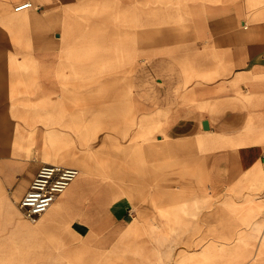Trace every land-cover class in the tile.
I'll list each match as a JSON object with an SVG mask.
<instances>
[{
	"label": "crops",
	"instance_id": "crops-1",
	"mask_svg": "<svg viewBox=\"0 0 264 264\" xmlns=\"http://www.w3.org/2000/svg\"><path fill=\"white\" fill-rule=\"evenodd\" d=\"M66 87H99L101 96H65ZM94 110L99 132L92 120L72 118ZM61 135L71 142L63 151L51 142ZM97 135L99 143L87 138ZM91 152L100 159L87 160ZM122 157L138 167L134 179H203L208 191L195 200L212 207L207 231H220L221 201L230 212L250 201L245 210L257 216L264 0H0V179L17 184L18 196L43 163H58L47 158L84 165L42 214L46 232L63 218L72 239L38 242L37 264H222L219 239L195 260L182 252L174 262L173 225L130 219V205L118 206L122 197L108 180ZM255 236L242 245L244 264H264V220ZM16 247L27 264L29 241ZM228 247L224 264H236L237 242Z\"/></svg>",
	"mask_w": 264,
	"mask_h": 264
},
{
	"label": "rangeland",
	"instance_id": "rangeland-1",
	"mask_svg": "<svg viewBox=\"0 0 264 264\" xmlns=\"http://www.w3.org/2000/svg\"><path fill=\"white\" fill-rule=\"evenodd\" d=\"M129 73L130 72H126V79ZM82 78L83 81L88 82H91L90 80L92 79L91 77L85 76ZM61 94L65 96L99 97L101 96V88L66 87L62 88ZM92 106L99 108L101 104L96 103ZM93 112V115L88 114L85 116L84 111H77V113L73 114L72 118L78 125L84 123L85 117L92 120L95 124L93 131L99 132L101 113L99 110H94ZM87 138H92L95 143H99L98 135L88 136ZM51 142L52 146H60L59 149L61 151L69 148L71 144L63 135L51 138ZM113 155V159L117 161L116 156L118 153L114 152ZM121 156H123L122 153ZM29 157L33 158L31 151ZM99 159V153L97 152H91L87 156V160L89 161ZM55 162L62 163L63 165H76L64 160H56ZM118 163L120 166L109 168L110 179H108L114 184L118 194L122 197L120 205L118 206L124 209L126 205H130L132 213L130 219L133 218L135 222L173 225L172 236L170 238L167 237V240L171 239L172 241V257L174 262L178 261L177 258L181 256L182 252L185 255L194 257L193 259L195 260L197 256L202 255V251L205 248L204 245H206V251H212V248L207 246L211 245L210 242L213 239H219L222 243L220 248L222 264L228 261V246L234 244V242H237V248L233 251L237 255L238 261L236 264H244V262L242 263L239 261L242 245L247 240V237L249 238L253 233L256 234L255 239L258 240L259 232L263 225L264 204L262 193L264 191V185L262 189L254 195V200L258 201V213L256 217L253 218L249 215V212L245 210L248 204H251L250 201V203L246 201L239 203L237 201V208L235 207L237 210L234 209L231 212V207L227 206L229 202L221 201L220 217H216V222L220 224V231L211 232L210 230L207 231L205 228L206 225L212 223V207H204L199 204L198 200H195V198L198 197L196 195L197 192L208 191L203 179H172V181L167 184L161 179H138V177L134 179V174L138 171V167H133V162L130 158L124 159L122 157L119 159ZM98 170L101 169H92L94 173H100ZM28 184L29 182L27 186ZM16 185L17 184L14 183L8 185L3 183L2 179H0V241H6V245H8V248H4L2 245L5 244H0V264H23L20 258V247H16L21 239H27L30 245L28 248L29 258L28 260L24 259V263L28 261L27 264H37L38 260L36 256H32V252L38 250L36 248L38 242L48 241L49 243V241L54 240L72 239L68 232L69 222L60 218L56 230L54 232H46L45 228L41 225L43 219L42 215L37 221L33 222L25 217L18 209V202L26 188L20 194L17 193L18 196H14L12 192L15 191ZM8 198L11 199V206L6 203V199ZM166 209L167 215L165 212ZM160 234L162 235L160 240H162V244L164 245L166 233H158V236H160ZM231 241L232 243L229 244L228 242ZM52 245L54 244L52 243ZM5 250L11 251L12 254L9 256L5 255L2 253V251ZM50 250L58 251L59 249L54 247L50 248Z\"/></svg>",
	"mask_w": 264,
	"mask_h": 264
},
{
	"label": "built area",
	"instance_id": "built-area-1",
	"mask_svg": "<svg viewBox=\"0 0 264 264\" xmlns=\"http://www.w3.org/2000/svg\"><path fill=\"white\" fill-rule=\"evenodd\" d=\"M30 1L24 2L16 9L30 7ZM80 174L78 167L58 163H43L31 179L24 195L19 200V207L29 220L35 222L48 209L58 195ZM264 202V191L262 193ZM264 220V210H263Z\"/></svg>",
	"mask_w": 264,
	"mask_h": 264
},
{
	"label": "bare ground",
	"instance_id": "bare-ground-1",
	"mask_svg": "<svg viewBox=\"0 0 264 264\" xmlns=\"http://www.w3.org/2000/svg\"><path fill=\"white\" fill-rule=\"evenodd\" d=\"M240 10V9H239ZM238 16V15H237ZM222 17H223V15H222ZM161 79V78H160ZM166 79H168V78H166ZM179 79V78H178ZM164 80V79H163ZM181 81V80H180ZM164 85V84H163ZM175 85V84H174ZM181 85V84H180ZM176 86V85H175ZM162 87V86H161ZM165 87H167V86H165ZM173 87V86H172ZM180 87V86H179ZM178 88V87H177ZM165 89V88H164ZM162 93H163V91H162ZM156 96H157V94H156ZM157 100V99H156ZM176 100V99H175ZM172 102H174V101H172ZM187 103V102H186ZM181 104V103H180ZM183 104V103H182ZM188 104H189V102H188ZM170 105V104H169ZM196 105V104H195ZM63 106H65V105H63ZM194 106V105H193ZM61 108H62V106H61ZM167 109V108H166ZM60 110V109H59ZM171 110V109H170ZM193 110V109H192ZM169 111V110H168ZM198 112V111H197ZM94 113V112H93ZM210 114V113H209ZM93 115V114H92ZM169 115V114H168ZM185 115H187V114H185ZM211 115H213V114H211ZM186 117V116H185ZM93 122V121H92ZM166 124V123H165ZM168 124H170V123H168ZM65 125V124H64ZM78 125V124H77ZM123 125V124H122ZM163 125V124H162ZM161 125V126H162ZM86 126V125H85ZM90 126V128H91V125H89ZM93 126H94V124H93ZM124 126V125H123ZM79 128H80V126H79ZM93 129V128H92ZM97 129V128H96ZM130 129V128H129ZM83 130V129H82ZM89 130V129H88ZM190 130V129H189ZM84 132V131H83ZM190 132V131H189ZM128 133V132H127ZM123 138V137H122ZM89 141H90V139H89ZM54 147L57 149V148H60V146H57V145H54ZM144 152V151H143ZM47 157V156H46ZM46 161H53V162H55L56 161V159H46ZM77 166L80 168V174L74 179V180H77V179H80L83 175H84V168H82L83 166H80V165H78L77 164ZM49 208V207H48Z\"/></svg>",
	"mask_w": 264,
	"mask_h": 264
}]
</instances>
